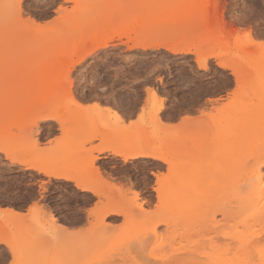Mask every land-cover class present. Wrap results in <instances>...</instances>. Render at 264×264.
<instances>
[{"label": "rangeland", "instance_id": "1", "mask_svg": "<svg viewBox=\"0 0 264 264\" xmlns=\"http://www.w3.org/2000/svg\"><path fill=\"white\" fill-rule=\"evenodd\" d=\"M103 40L109 46L100 49ZM38 66L37 78L14 76ZM235 134L240 148L229 163L237 173L228 174ZM135 141L172 166L96 152ZM0 147L101 192L23 171L0 152V207L20 214L0 215V239L16 250L0 244V264H215L207 253L243 264L237 243L225 254L228 241L214 240L245 230L244 209L224 222L213 198L197 211L198 233L196 215L177 207L190 171L193 195H217L242 179L247 196L257 168L264 182V0H0ZM183 160L189 165L179 167ZM107 208L125 214L104 216ZM253 230L264 247V224ZM191 247L199 256L187 258Z\"/></svg>", "mask_w": 264, "mask_h": 264}, {"label": "bare ground", "instance_id": "2", "mask_svg": "<svg viewBox=\"0 0 264 264\" xmlns=\"http://www.w3.org/2000/svg\"><path fill=\"white\" fill-rule=\"evenodd\" d=\"M27 23L30 26H32V27H35V28H38V29L42 28L41 24H39V23H37V22H35L33 20L32 21H27ZM134 32L136 34H138V31H134ZM117 34H119V31H117ZM142 37L144 38L146 36H137V38H142ZM108 46H109V44H108L107 40H103L102 42H100V44H98V47L100 49L101 48H106ZM131 47L135 48V49H142V50L157 49V48H160V47H164V48L167 47V49L169 51H171V52H175L176 51L175 49L171 48L170 46H167L164 43L151 42V41H135V42L133 41V44H132ZM184 52H186V51H184ZM202 66H203V68H205V65H202ZM39 71H40V68L38 66L35 69H33L32 71H28L26 73H16L14 76L22 77L24 80L25 79H30V78L31 79L32 78H37L41 74ZM17 90L19 91V93L21 92V94H19L17 96V98L18 99H22L21 101H23V99L26 98V97H24L25 96L24 92H26L27 87H25L24 85H21L20 87L17 88ZM31 91H33V93L36 92V91H39V87L38 86H34V87H32ZM55 119L56 118L52 117V116H45V117H43L41 119V121L43 122V121H49V120H55ZM239 140L237 139V135L235 134L234 136L230 137L228 142H227L226 149H227L228 158L227 157H225V158H227L228 162L223 165V170L228 171V174L237 173V171L235 169H233V167L231 166V163H229V161H230L229 157L234 155V153H236L237 149L240 148ZM130 143H132V142H130ZM135 143H137V145H133L131 147H123V148H120V149H112V148L99 146L96 149V152L98 154H103V153H107V152L111 153L114 156L120 157L123 160V162H127L129 160H136V159H149V160H154V161H159V162L165 163L169 167L172 166V162L169 159V157L162 156L161 154L153 151L151 148L141 144L142 142H140V141H135ZM28 147H29V145H28ZM0 152L5 153L7 155V157H9V159H11L12 162H14L15 164H18V165H23L25 167V169H27V170H30V169L32 170L33 169V170L37 171L38 173H41V174H43V175H45L47 177H50V178H53V179H56V180L72 182L82 192H90V193H92L94 195H97V196H99V193H101V192H99V190L97 188H95L92 185H90L87 182V180H85V178L77 177V176L72 175V174H70L68 172H65L63 170L50 169V168H45V167H38V166H34V165H32V164H30L28 162L20 161L19 158H17L15 156V154L18 152V151H15V150L13 151V150H9V149H5L3 147H0ZM96 159L97 158H94L93 161L94 160L96 161ZM183 161L185 163H182ZM183 161L180 162L182 164H180L179 167H185V166L189 165V163L186 160H183ZM192 176H194V175H192V171H190L187 174V178L188 177L191 178ZM189 178H188V182L189 183L185 182V185H187L186 188L189 191L188 192L189 195L181 200V203H180L179 207H177L178 212L180 214L186 213V215L188 214V217L189 216H194V215L189 214V213H194L196 215L195 220L196 219L200 220V218L202 219V216H200L197 211L199 209H207L209 207V203L210 202H214L216 200L217 201L216 206L218 208V210H217L218 213L222 216V220L224 222H228L231 219H234V217L240 211L243 212L245 210L247 212L246 216L243 219L241 218L242 220L239 218L240 219V223H241V225L243 226V228L245 230L241 231V232L234 233V234H230V233H226V232L224 233V231H223L224 239L220 235L219 239H218V237H216L217 240H214V241H218V240L219 241L220 240L228 241V244L226 246L227 249L225 250V254L230 252L231 251L230 247L237 243L238 248H240L239 249V253L241 252L242 253L241 256H243V258L241 260V262L243 264H245V263L251 264V262L254 259V257L257 258L261 262V264H264V247H258L257 246V244H259V242L262 239V237H261L262 235L259 236V233H257L256 230H253V229L256 228V226H260L261 224H264V182L261 179L260 169L257 168L250 174V179L251 178H255V180L257 179V181L255 183L254 190L251 193L250 192L247 193L248 194L247 196H244V195L242 196V191L241 190H243V188H244L243 184L245 182V181L243 182L242 179L238 180V181L226 183V185L223 188V191L221 193L217 194V195L203 196L202 192H197V193H195V195H193L192 194V189L194 187V184H192V181ZM105 183H106V185H108V187L111 186V185H109L110 183L109 184H107V182H105ZM204 188H207V187H204ZM108 190H110V189H108ZM158 190L159 189H157V192L160 194V191H158ZM107 194H108V192L105 193V195H107ZM138 196L139 195H138L137 192L134 193L135 199H137ZM108 198L110 200V196ZM213 198L215 200H213ZM110 203H111V200H110ZM110 203H109V207H113V205H111L112 203L111 204ZM173 204H174V201H173ZM136 207H138V206H136ZM139 208H141V205L139 206ZM115 214L124 215L125 211L117 210V209H114V208L105 209L104 216L115 215ZM0 215H2V214H0ZM18 215H20V214H17L13 210L11 211L9 209L8 210L6 209L5 211H3V217H5L7 219H10V220H12L13 218L17 219ZM18 219H20V217H18ZM193 219H194V217L191 218V220H193ZM197 220L195 221L197 223L196 227L199 228L197 231H198V233H201L202 232L201 222H199ZM7 221L8 220H6V222ZM215 221H216L215 214L211 213V215L209 216V220H208V222L210 224L208 225V227L206 225V227L209 228V226H211L212 227L211 229L215 230L216 228L213 227V225L216 224ZM206 224H208V223H206ZM257 228H259V227H257ZM221 229H222V227H221ZM237 230H239V228L236 229V230L234 229V231H237ZM203 231H204V229H203ZM204 238L206 239V237H204ZM214 239H215V237H214ZM206 241H208V240H206ZM206 241L202 239V243L206 242ZM0 244H3L7 248H9L13 255L16 254V250L14 249L13 245L5 242L2 239H0ZM204 246H205V243H204ZM193 248H195V247H191L189 249L188 253H186L187 258L188 257H194V256L197 255L196 253H198L199 250L195 249L193 251L192 250ZM199 254H201V253H199ZM207 254L209 255V253H207ZM208 255L206 257H207L208 260L210 259V261H213L212 263H215V264H228V263H225L222 260L221 256H216L215 255L212 258V257H210V255L209 256ZM252 255L254 257H252ZM197 256H199V255H197ZM185 260L186 259H184V261ZM229 264H234V263H229Z\"/></svg>", "mask_w": 264, "mask_h": 264}, {"label": "crops", "instance_id": "3", "mask_svg": "<svg viewBox=\"0 0 264 264\" xmlns=\"http://www.w3.org/2000/svg\"><path fill=\"white\" fill-rule=\"evenodd\" d=\"M129 121H133V120H127V122H129ZM60 134L61 133L59 132L58 135L54 136V138L59 137ZM20 169L23 170V171H26V172H31V173H33L35 175H38V176H43L42 174H40V173H38L37 171H34V170H27L24 167H20ZM47 179L50 180V181H57L56 179H53V178H50V177L47 178ZM6 209L8 210L9 208L0 207V214H3V211H5ZM26 212H27V209H26V211L22 212V214H26ZM18 213H21V212H18Z\"/></svg>", "mask_w": 264, "mask_h": 264}]
</instances>
